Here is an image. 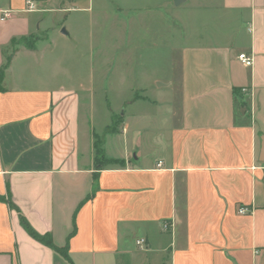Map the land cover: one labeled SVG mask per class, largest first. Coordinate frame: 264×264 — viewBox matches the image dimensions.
<instances>
[{
    "label": "crops",
    "instance_id": "0c3cea01",
    "mask_svg": "<svg viewBox=\"0 0 264 264\" xmlns=\"http://www.w3.org/2000/svg\"><path fill=\"white\" fill-rule=\"evenodd\" d=\"M26 1L0 0V264H264V0H117L125 23L115 50L127 54L81 38L88 69L66 71L64 82L40 44L54 30L66 58L79 41L73 14L86 9L30 0L25 12ZM53 14H64L56 29ZM134 15H163L148 57H136L146 24ZM150 60L167 71L132 70ZM110 93L134 96L118 110L107 101L115 127L106 135L123 148L109 156L101 138L114 162L97 167L94 101ZM139 101L161 112L127 111ZM20 217L64 252L34 240Z\"/></svg>",
    "mask_w": 264,
    "mask_h": 264
},
{
    "label": "rangeland",
    "instance_id": "374dc122",
    "mask_svg": "<svg viewBox=\"0 0 264 264\" xmlns=\"http://www.w3.org/2000/svg\"><path fill=\"white\" fill-rule=\"evenodd\" d=\"M117 0H94L93 4H90V0H79L77 5L78 8H84L86 10H80L77 13H74L73 16H78L77 22L73 24V32L79 31L77 36L79 37V41L77 44L72 46L71 53L66 54V58L64 57L63 47L61 43L54 42V30L47 35L48 40L44 43L40 44V48L44 47L47 50L52 51L50 54H46L45 58L50 60V68L53 73L59 75L61 80L64 82L63 74L66 71H77L81 68L88 69V63L85 61V58L81 56V46H80V39H92L95 45L100 48H104L108 56H112V54L116 55L120 59H122L127 53L125 51L118 52L115 50V43L122 38L123 30L118 29V21L119 14L116 13V10L113 9V6ZM93 5V6H92ZM89 8V9H88ZM88 9V10H87ZM64 14H53L50 16L49 25L52 26L54 29L59 27V22L62 21ZM125 17V18H123ZM121 19H129L130 15H120ZM136 23H144L146 27H149V32L146 35V27L145 26H138L136 29L137 40L139 41L140 49L136 53V57H148L149 50L151 48L150 41H154L151 39L152 35L154 34L152 28L155 29L156 27L159 29L158 25L159 22L163 23V15H134ZM121 24L125 22L120 21ZM152 27V28H151ZM62 28H65L62 26ZM157 28L155 32L158 34ZM154 36V35H153ZM29 42H34L32 38H29ZM124 41V42H123ZM120 40V43H123L126 47L128 46L127 40ZM126 41V42H125ZM54 42V43H53ZM116 51V52H115ZM118 54V55H117ZM148 54V55H147ZM86 55V54H85ZM153 57V55L151 56ZM175 58V57H174ZM153 60V59H152ZM175 60V59H174ZM97 64V63H95ZM124 64V63H123ZM132 64V63H130ZM129 64V65H130ZM168 62L162 61H144L140 63L133 64L132 70L136 73H139L141 77L149 76L150 73L156 72L161 75L165 71H167ZM99 65V63H98ZM115 71L121 72L122 70L127 69L128 65H120L118 63H114ZM139 65V66H138ZM125 67V68H124ZM46 69L47 64L42 63L40 69ZM129 68V67H128ZM164 71V72H163ZM134 96V94H115L110 93L107 95H96L94 101L95 107V116H94V129L95 133L105 140V149L109 156L115 154L116 150H122V143L119 142L118 138H114V136L104 134V130L106 126L110 124V111L107 110V101L110 103V108L113 110H118L121 104L129 99L130 97ZM140 96V95H137ZM148 96L149 98H153L152 93L142 95ZM163 98L165 95L163 94ZM135 111L137 114H140L141 117H147L150 115H154L156 113H160L161 111L157 107H153L151 104L147 102L139 101L137 105L130 106L127 111ZM147 115V116H146ZM166 115V109L163 107V117ZM167 116V115H166ZM144 117V118H145ZM156 117V116H154ZM156 124L158 126L161 124V120L157 119ZM154 123V124H155ZM162 127V126H161ZM163 130H164V121H163ZM143 143H145V139H143Z\"/></svg>",
    "mask_w": 264,
    "mask_h": 264
},
{
    "label": "trees",
    "instance_id": "16d2710c",
    "mask_svg": "<svg viewBox=\"0 0 264 264\" xmlns=\"http://www.w3.org/2000/svg\"><path fill=\"white\" fill-rule=\"evenodd\" d=\"M29 38H26L24 39L23 41V44L25 45V47L27 48H33V42H29L28 41ZM11 58H12V55L9 56L7 58V63L5 65L8 66L10 61H11ZM3 71H4V68H2L0 70V82L2 80V76H3ZM114 118V117H113ZM114 122L105 129V134L106 133H111L113 130H114ZM93 149H94V154H95V157H94V161H95V166H101V165H107V164H112L114 161L110 160V159H107L105 157V154H104V151H103V142H102V139L95 135L94 136V143H93ZM117 163V161H115ZM20 223L22 225V227L25 229V231L29 234V236H31L34 240L46 245V246H50L52 247L55 251L57 252H64V248L66 247H62V248H57V247H54L53 244L51 243V239L48 235H39L37 234L33 229H31V227L27 224V222L22 218L20 217Z\"/></svg>",
    "mask_w": 264,
    "mask_h": 264
},
{
    "label": "built area",
    "instance_id": "2783aa9c",
    "mask_svg": "<svg viewBox=\"0 0 264 264\" xmlns=\"http://www.w3.org/2000/svg\"><path fill=\"white\" fill-rule=\"evenodd\" d=\"M34 9H35V5L32 1L28 0L25 2V8H24L25 12H31ZM10 15H11V13L9 11L3 12L2 17H1V21L10 17ZM238 60L241 63V65L246 67V68L251 67L253 64V57L250 54L241 53L238 55ZM160 165H161V162L158 163V166H160ZM172 228H173V223H171V222H164L161 225V230L165 233H169ZM145 244H146L145 239H139L136 241V246L139 249L144 248Z\"/></svg>",
    "mask_w": 264,
    "mask_h": 264
},
{
    "label": "water",
    "instance_id": "95a60500",
    "mask_svg": "<svg viewBox=\"0 0 264 264\" xmlns=\"http://www.w3.org/2000/svg\"><path fill=\"white\" fill-rule=\"evenodd\" d=\"M61 33H62L63 35H65V36H68V33L66 32L65 28H62ZM262 146H263V150H262V152L264 153V144H263Z\"/></svg>",
    "mask_w": 264,
    "mask_h": 264
}]
</instances>
